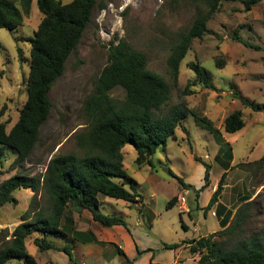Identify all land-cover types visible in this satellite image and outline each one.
I'll list each match as a JSON object with an SVG mask.
<instances>
[{"label": "rangeland", "instance_id": "obj_1", "mask_svg": "<svg viewBox=\"0 0 264 264\" xmlns=\"http://www.w3.org/2000/svg\"><path fill=\"white\" fill-rule=\"evenodd\" d=\"M60 1L67 4L73 0ZM246 1L250 0H223L220 10L208 22V33L203 39L194 40L182 63L179 85L172 87L171 99L163 108V114H166L178 106H186L208 117L233 148L232 168L225 170L223 164L226 161L217 159L222 145L215 135L189 115L183 122L186 131L177 129L175 136L168 140L166 149L159 148L150 158L152 165L144 163L139 166L135 148L132 145L125 147V168L137 182L134 190L140 197L141 206L127 208L126 201L106 197L103 201L107 203H103L100 210L103 214L123 217L129 229L138 218L142 221L153 219L155 239L165 244H176L193 236L199 238L207 232L206 227L210 232H220L230 226L237 209L247 197L251 198L250 201L255 200L253 223L248 226L247 236L264 232V167L251 166L264 156V110L254 111L236 97L239 93L255 104L264 105V0H259L251 8H247ZM103 6L106 8L103 9ZM202 10L204 7L190 0H98L92 22L68 59L64 75L51 91L52 111L41 128L39 141L30 158L25 164L15 166L16 153L4 148V156L0 159V186L18 174L41 176L52 157L78 152L75 136L86 125L84 102L108 64V48L113 38L125 39L136 50L145 53L149 69L172 83L168 74L171 50L182 34L192 27ZM44 18L37 0H34L30 16L24 18L19 29L12 33L0 28V121L6 125L8 132L18 123L28 100L30 40ZM234 34L249 46L233 40ZM191 64L208 71L206 78L211 87L197 77L190 68ZM115 96L123 97L120 91ZM235 111L243 113L246 126L234 135H227L224 121ZM196 159L212 166L211 180L214 183L217 181L215 190L222 175L228 172L224 181L227 188L226 191L224 188L219 200L222 215H219L218 207L212 214L217 218L210 214V210L204 212L198 208V202L202 203L205 199L202 192L200 197L194 190H183L169 173L171 169L178 177L187 181L191 179L189 183L200 190L196 188L197 181L204 180L202 172H205V167ZM126 188L132 191L130 185ZM183 194L187 197L186 205L191 204L194 208L193 220L189 214L184 215L190 226L187 231L182 227L179 208L184 205L179 200ZM13 197L16 203L6 204L0 209V230L14 231L27 211L35 212L38 206L40 208L45 203L31 189L17 190ZM174 198V206L169 207ZM122 212H128V216H123ZM223 220L226 222L222 226ZM196 229L201 233H196ZM147 230L152 231L150 226ZM38 236L34 234L27 240L28 251L38 263H69L64 252H41L34 244ZM54 242L61 246L68 244L62 238H55ZM108 247L105 246L106 261L95 256L90 257L89 262L124 263V257ZM76 261L73 260L74 263ZM8 264L22 262L12 260Z\"/></svg>", "mask_w": 264, "mask_h": 264}, {"label": "trees", "instance_id": "obj_2", "mask_svg": "<svg viewBox=\"0 0 264 264\" xmlns=\"http://www.w3.org/2000/svg\"><path fill=\"white\" fill-rule=\"evenodd\" d=\"M190 1L204 7V10L198 13L192 27L182 34L180 41L171 50L168 74L172 83L149 69L145 53L136 50L125 39L113 38L108 48V64L84 102L86 125L75 136L78 152L52 157L41 176L18 174L0 186V209L6 204L16 203L13 193L22 188L31 189L45 200L35 212L27 211L22 217V223L14 231L0 230V264H8L12 260H19L22 264H40L27 247V240L34 234L40 235L35 238L34 244L41 252L55 250L72 258L70 248L59 247L54 242L55 238L65 239L69 227L75 229L70 210H89L94 220L103 227L127 228L123 217L106 215L100 211L102 199L106 197L140 202V197L134 190L137 182L125 168V147L132 145L135 148L139 166L144 163L152 165L150 158L159 148L166 149L168 140L175 136L177 129L186 131L183 122L189 115L194 117L197 124L215 135L217 142L222 145L217 159L226 161L223 164L225 170L232 168L233 148L226 141L223 132L208 117L186 106H178L163 114V108L171 99L172 87L177 88L179 85L181 66L192 49L194 40L203 39L208 33V22L220 10L223 2ZM258 2L259 0H250L245 4L247 8H251ZM33 3L34 0H0V28L12 33L19 29L24 18L30 16ZM97 3L98 0H73L67 4L60 0H37L39 10L45 18L30 40L32 49L31 71L27 81L28 100L18 123L10 132L0 121V159L4 156V148L16 153L15 166L25 164L30 158L39 141L41 128L52 111L51 91L64 75L68 59L78 48L92 22ZM232 38L249 46L237 34ZM190 68L211 87L205 68L196 64H191ZM118 91L122 93V98L115 96ZM238 94L236 97L246 107H252L257 112L264 110V105L255 104ZM245 126L243 113L235 111L226 117L224 132L234 135ZM196 160L202 162L200 159ZM202 163L205 167V184L200 190L187 184L171 169L169 173L177 179L183 190H194L199 196L211 185L212 166ZM251 166L264 167V156L251 163ZM227 173L222 175L206 211L219 202ZM127 185H130L133 192L126 188ZM175 200L176 198L172 199L168 206H174ZM250 200L251 198L246 197L242 201L232 223L222 231L182 243L166 244L164 248L177 250L184 244H189L190 252L200 255L198 264H264V232L247 236L248 226L253 223L254 218L252 211L255 200ZM222 212L219 204V215ZM225 222H221L222 226ZM181 223L186 229L182 217ZM74 234L79 233L74 231ZM87 235L91 236L88 242L105 244L92 234ZM117 251L124 257V264H134L122 249L117 247Z\"/></svg>", "mask_w": 264, "mask_h": 264}, {"label": "crops", "instance_id": "obj_3", "mask_svg": "<svg viewBox=\"0 0 264 264\" xmlns=\"http://www.w3.org/2000/svg\"><path fill=\"white\" fill-rule=\"evenodd\" d=\"M234 165V162H232ZM202 176H205V172H202ZM185 180V179H184ZM187 180H185L186 182ZM189 182H192L190 179L187 181V184H190ZM198 185L196 186L197 189H201L205 181L204 180H198ZM217 181L214 183L211 180L210 187L206 188L201 195H204V201L202 203L198 202V208L203 210L205 212V208L210 203L213 193H214V187L216 186ZM225 191L227 186L224 187ZM200 195V197H201ZM182 196H185L183 194ZM139 199V198H138ZM187 199V197H186ZM180 200V199H179ZM142 202V201H141ZM107 203V201H103L102 204ZM182 203V202H181ZM221 203L218 202L216 206H213L210 209V214H215V209L218 207V205ZM127 208L130 207H138L141 206L140 202H126ZM223 204V203H222ZM102 206V205H101ZM181 217L184 221V224L186 225V231L189 230L190 226L186 223V220L184 219V215L187 213L193 220V210L194 208L191 206V204L188 206L186 203L184 205L179 206ZM187 208L186 212L181 211L182 209ZM101 210V208H100ZM127 210V209H126ZM70 216L74 219V230H72L73 227H69L67 229L68 236L65 238L68 241V244L65 245L72 251V258L68 256L69 263L68 264H92L89 262L90 257H98L102 260H107L108 257H106V251L105 246L108 245L110 251L112 249L115 250V252L118 253L117 247L122 249L127 257L130 260L134 261V264H198L199 261V254H192L190 252V245L184 244L181 248L177 250H166L165 243L161 240L155 239V235L153 233L154 229V220L147 219L146 221H142L141 219H136V222L132 228H126L124 226H114V227H103L100 223L94 220L93 214L89 210H83L81 212L70 210L69 211ZM109 215H116V214H109ZM122 215L127 217L128 212H122ZM117 216V215H116ZM213 217L217 218L216 216L212 215ZM209 217V215H208ZM199 222V221H198ZM196 223V222H195ZM151 227L152 231H148L147 227ZM74 231L79 234H74ZM197 231V229H196ZM195 231V232H196ZM205 234H201V237L208 236L212 233H215V231L210 232L208 228L206 227ZM92 234L97 238L98 241L105 243L104 245L95 243V242H88L91 238V236L87 234ZM196 233H201L199 230ZM194 238H186L184 241H189L192 239H199L196 236H193ZM181 242V243H182ZM59 247L60 244H57ZM111 247V248H110ZM149 250H152L151 252H148ZM163 250H166L165 252ZM164 252V253H163ZM186 253V254H185ZM189 254V255H188ZM77 260L76 263L73 262V260ZM111 261V260H110ZM53 264H57L53 261ZM122 264H124L122 262Z\"/></svg>", "mask_w": 264, "mask_h": 264}, {"label": "built area", "instance_id": "obj_4", "mask_svg": "<svg viewBox=\"0 0 264 264\" xmlns=\"http://www.w3.org/2000/svg\"><path fill=\"white\" fill-rule=\"evenodd\" d=\"M180 202H182L183 204H185L187 202V199L185 196H181L180 197Z\"/></svg>", "mask_w": 264, "mask_h": 264}]
</instances>
